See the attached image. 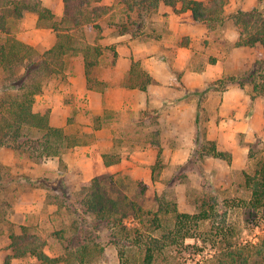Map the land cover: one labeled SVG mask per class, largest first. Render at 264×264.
Wrapping results in <instances>:
<instances>
[{
	"label": "crops",
	"instance_id": "0c3cea01",
	"mask_svg": "<svg viewBox=\"0 0 264 264\" xmlns=\"http://www.w3.org/2000/svg\"><path fill=\"white\" fill-rule=\"evenodd\" d=\"M41 2L57 20L63 18L64 0ZM258 6L260 0H228L226 12L249 11ZM108 15L98 21L101 31L85 29L87 42L103 48L91 76L104 85L89 88L83 53L67 54L63 72L48 79L33 105L35 112L49 114L52 126L64 129L66 134L72 131L88 135L87 141L41 162L11 146L0 147V164L8 168L9 176L4 178L0 174V190L15 189L2 196L9 201L10 211L4 217L6 224L0 226V264H5L12 253L10 233H21V226L35 228L44 237L48 236L45 230L52 234L58 221L55 213L58 204L48 200V193L58 192L59 178L69 192L80 191L94 177L118 173L142 179L147 186L165 184L164 178L170 171L191 159L199 102L207 139L215 141L219 150L229 152L232 157L228 163L205 156L204 166L214 182L221 173L229 176V172L244 169L249 144L258 136L264 140V96L255 94L252 100L254 93L247 83L243 86L238 82L223 86L217 83L224 77L252 72L264 60V47L259 43L235 46L239 29L232 19L210 29L196 21L191 10L176 12L172 6L160 2L152 23L146 22L147 31H140L142 35L131 31L120 33L116 23L104 21ZM43 23L40 24L36 12L25 11L16 37L39 51L50 49L58 36ZM132 58L139 60L153 79L147 90L126 85ZM196 90H206L203 100H199ZM96 117H100L98 129L94 128ZM149 118L156 125L162 147L164 167L159 178L152 179L151 167L158 158V149L150 143L152 136L141 149L119 150L121 161L106 165L103 154L113 152L115 141L128 136L120 127L141 124ZM217 163L222 170L212 168ZM46 240L45 252L57 256L50 252L49 239ZM24 258L28 257L12 258L11 264H19Z\"/></svg>",
	"mask_w": 264,
	"mask_h": 264
},
{
	"label": "trees",
	"instance_id": "16d2710c",
	"mask_svg": "<svg viewBox=\"0 0 264 264\" xmlns=\"http://www.w3.org/2000/svg\"><path fill=\"white\" fill-rule=\"evenodd\" d=\"M123 8L124 17L118 26L120 33L133 32V25H144L146 17L158 9L160 2L170 5L176 12L191 10L196 21L207 25L210 29L223 26L228 19H232L239 29V38L235 46H254L257 43L264 47V0L260 6L249 10H237L231 14L226 12L228 0H117ZM65 12L61 20L55 18L52 11L43 6L41 0H0V71L6 83L0 88V147L11 146L21 152H27L30 158L41 162L49 157L61 156L72 146L78 144L76 140L69 141L64 129L50 124L49 114L37 113L33 110L36 95L39 94L48 79L61 74L65 67L64 57L67 54L82 52L85 57L87 85L89 88L101 87L104 82L92 77L91 73L98 64L103 48L98 44L87 42L85 29L92 27L101 31L99 20L108 15L113 6L107 4H93V0H64ZM181 5L180 8H177ZM32 10L39 16L40 24L52 27L58 36L56 44L48 50L39 51L35 47L20 41L8 31L9 13L22 17L24 12ZM44 24V23H43ZM115 55L116 52H115ZM258 67L252 72L238 76L224 77L219 82L226 84L238 82L253 84L255 77H261L264 72V60L258 62ZM260 65V66H259ZM149 72L143 68L139 60L132 58L131 68L126 85L131 88L147 90L152 82ZM206 90H196V94L204 95ZM252 94V100L255 99ZM201 103L197 105V132L194 138L195 148L199 156H213L231 163L229 152L217 148L216 142L207 139L206 127L201 122ZM100 117L95 121L99 123ZM100 127V123L94 126ZM158 133L152 134L150 143L158 149V158L152 165V179L156 181L164 167L162 163V147ZM252 148H250L251 156ZM263 155L256 163L253 172L244 173V186L250 192V198L245 202L249 208L254 225L264 222V144ZM121 153L117 151L104 153L106 165L121 161ZM61 164H63L61 160ZM2 165L0 164V167ZM100 176L94 177L79 194L76 203L86 212L94 213L98 218L105 219L112 209L117 208L116 201L105 195L102 185L97 184ZM144 187H148L144 184ZM217 202L204 198L198 210L189 213L178 210L176 203L162 199L156 211H143L152 217L153 230L161 231V236H148L135 228L129 245L119 247L120 264H152L163 253L164 239L176 241V236L182 240L190 237L201 240L210 246L214 253L203 264H264V236L257 241L240 239L236 229L225 215L218 212ZM139 223H143L141 218ZM209 223V229L204 224ZM117 224V223H116ZM122 225V223L120 224ZM127 237L129 234L125 232ZM58 233H56V236ZM10 248L12 253L5 259V264H11L12 258L35 257L40 264H55L64 262L71 264V256L51 257L45 252L47 240L41 234L32 231L28 226H21V233H10ZM59 237V236H58ZM130 237V236H129ZM149 238V239H148ZM143 248L137 250L135 248ZM89 245L82 241L80 248L74 253L80 263H84L89 253ZM72 255V254H70ZM167 261V257H163ZM163 264H167L163 262Z\"/></svg>",
	"mask_w": 264,
	"mask_h": 264
},
{
	"label": "rangeland",
	"instance_id": "374dc122",
	"mask_svg": "<svg viewBox=\"0 0 264 264\" xmlns=\"http://www.w3.org/2000/svg\"><path fill=\"white\" fill-rule=\"evenodd\" d=\"M109 2L113 6V11L104 18V21L118 24L124 14L123 8L117 0H93L94 5ZM24 14L19 17L14 13H9L8 31L15 36L20 29ZM153 15L154 13L146 17L144 25H133L132 30L143 35L144 33L140 31L142 29H144V32L147 31L144 27L147 25L146 22H148V25L152 23ZM253 80L254 83L249 84L251 92L253 91V93L263 97L264 72L261 77H254ZM5 83L3 73L0 71V88ZM217 83L223 86V83L219 81ZM0 94H2L1 89ZM197 97L200 101L204 99V96L200 94H197ZM153 122L149 118L141 124L120 127L123 132H128V136L118 138L115 141L114 151L118 152L124 149L132 151L143 148L146 139L152 136V132H155L156 125ZM96 124L99 123L95 121L94 125ZM71 132L67 134L70 138L69 141L86 142L87 137H90ZM263 144V138L258 136L253 143L249 144L252 151L251 156L249 152L246 167L241 171L229 172V176L221 173L217 182H214L208 176V171L204 166L205 158L199 156V151L196 148L191 153L190 161L182 167H176L173 172L170 171L164 178V181L167 182L160 187L156 185L154 187L151 185L144 187L145 183L142 179L132 178L129 174L102 175L97 184H101L105 195L113 198L117 203V208L112 209L111 214L107 215L105 219L98 218L94 213L86 212L87 221H85L81 213L84 209H81V206L76 203L83 188L78 192H69L60 183L61 178H59V184H56L58 192L53 190L48 193V200L58 204V209L55 211L58 215V221L54 226V231L50 234V230H45L48 233L45 238L49 239L50 252L57 254V256H71V264H120L119 247L129 245V240L133 237L135 228H139L146 237L151 235L161 236V231L153 230L154 227L150 220L152 217L149 214L142 213L143 211L158 210L162 199L170 203H176L179 211L189 213L197 211L200 202L204 198L212 199V202H217L218 212L222 216L225 215L228 223L235 227L236 234L240 239L257 241L258 238L264 236V222L260 226L254 225L249 208L245 207V200L247 201L250 198V192L244 186L243 172L254 171L256 163L263 155ZM222 161L225 160L222 159ZM212 168L216 171L222 170L218 163L212 165ZM7 172L8 168L2 165L0 174L4 178H8ZM14 190L12 187L4 188L2 192L0 190V226L6 224L4 217L10 211L9 201L2 196H6ZM86 191H83V193L85 194ZM140 218L143 221L142 224L139 223ZM121 223L122 225H120ZM209 226V223H205L204 229H209ZM32 231L37 232L35 228ZM125 232L130 237H127ZM56 233H58L57 236ZM82 241H86L90 249L84 263H80L74 254L80 248ZM162 244L164 245L163 253L152 264H163V262L167 264H203L214 253L210 246L205 247L201 240L190 237L182 240L177 235L174 243L171 240L164 239ZM135 249L141 250L143 248L136 247ZM164 256L167 257V261H162ZM2 259L3 257H1ZM18 263L39 264L37 259L31 257L24 258Z\"/></svg>",
	"mask_w": 264,
	"mask_h": 264
}]
</instances>
